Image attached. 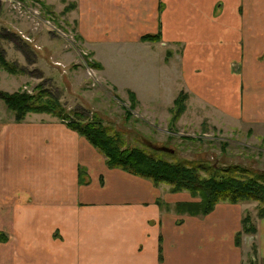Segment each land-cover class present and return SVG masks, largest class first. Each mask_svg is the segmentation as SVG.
Here are the masks:
<instances>
[{"label":"crops","instance_id":"1","mask_svg":"<svg viewBox=\"0 0 264 264\" xmlns=\"http://www.w3.org/2000/svg\"><path fill=\"white\" fill-rule=\"evenodd\" d=\"M74 1L77 30L95 44L111 84L119 87L98 52L154 51L140 37L158 33L155 50L180 46L178 72L192 98L264 134V0ZM12 76L0 65V90L13 89ZM124 88L140 96L134 84ZM1 102L0 264H245L249 241L264 261V216L254 234L235 241L244 201L178 211L177 202L197 200L187 190L109 167L83 135L46 112L2 119Z\"/></svg>","mask_w":264,"mask_h":264},{"label":"rangeland","instance_id":"2","mask_svg":"<svg viewBox=\"0 0 264 264\" xmlns=\"http://www.w3.org/2000/svg\"><path fill=\"white\" fill-rule=\"evenodd\" d=\"M75 6L74 0H0V54L15 70H7L13 75L7 85L13 89L6 91L49 90L66 110L83 113L82 120L97 117L110 131H118L123 146L136 145L167 160L199 161L213 166L218 174L226 173L223 167H234L231 173L236 179L252 177L264 185V134L247 129L250 125L246 123L216 115L210 106L191 97L178 72L179 45L155 50L158 39L150 36L140 39L152 42L154 51L129 45L120 53L99 51L106 59L105 71L119 85L116 87L99 70L101 64L93 57L95 44L79 34L70 14ZM114 54L121 58L114 59ZM129 84L139 89V97L134 93L131 99L124 88ZM177 96L182 109L174 117ZM7 111L1 114L2 119L14 117L11 109ZM197 171L204 177L211 169L207 172L200 167ZM157 185L170 188L167 182ZM180 190L192 195L187 188ZM192 196L201 198L198 193ZM237 201L249 205L243 214L250 211L255 226L262 217L257 210L264 202L255 197ZM248 245L245 264H264L252 251L255 242Z\"/></svg>","mask_w":264,"mask_h":264},{"label":"trees","instance_id":"3","mask_svg":"<svg viewBox=\"0 0 264 264\" xmlns=\"http://www.w3.org/2000/svg\"><path fill=\"white\" fill-rule=\"evenodd\" d=\"M154 36L156 34H144L141 38ZM0 65L9 72L15 71L7 65L0 54ZM38 89L36 92L17 90L8 92L0 90V98L7 108L13 111V119L22 120L28 112H47L63 120L67 126L84 135L93 145H95L105 156V162L109 167L118 166L132 173L150 178L157 185L160 182L170 184L169 190L177 191L187 188L192 195H200L199 200L179 201L175 204L176 210L189 213H205L209 211L218 200L237 201L248 197H255L264 202V185L249 180H238L231 171L234 167H223L226 173H216L213 166L203 164L199 161L167 160L166 158L138 146H123L124 142L118 131H110L109 128L95 117L93 119H81L84 114L74 110H66L53 96L49 90ZM127 93L131 99L134 98V91L127 88ZM46 96V97H45ZM44 97V98H43ZM133 105V101L131 102ZM174 117L179 115L182 106L179 107V97L174 98ZM172 108V107H171ZM170 108V109H171ZM205 169L208 176L202 177L197 168ZM230 167V168H229ZM212 173V174H211ZM237 177V176H236ZM245 211V210H244ZM258 216H264V206L258 208ZM250 211L245 212L241 218V229L237 232L235 241H241V234L255 231ZM255 252V246L252 249Z\"/></svg>","mask_w":264,"mask_h":264}]
</instances>
